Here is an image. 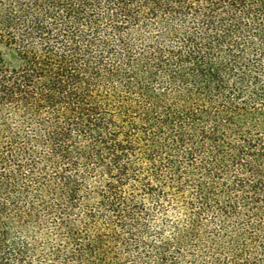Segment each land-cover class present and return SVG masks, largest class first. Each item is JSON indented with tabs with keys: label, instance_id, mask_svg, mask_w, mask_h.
Here are the masks:
<instances>
[{
	"label": "trees",
	"instance_id": "trees-1",
	"mask_svg": "<svg viewBox=\"0 0 264 264\" xmlns=\"http://www.w3.org/2000/svg\"><path fill=\"white\" fill-rule=\"evenodd\" d=\"M0 264H264V0H0Z\"/></svg>",
	"mask_w": 264,
	"mask_h": 264
}]
</instances>
